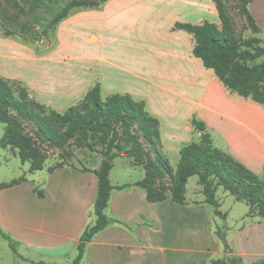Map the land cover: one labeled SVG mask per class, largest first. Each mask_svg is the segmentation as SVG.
I'll return each mask as SVG.
<instances>
[{"label": "crops", "instance_id": "crops-1", "mask_svg": "<svg viewBox=\"0 0 264 264\" xmlns=\"http://www.w3.org/2000/svg\"><path fill=\"white\" fill-rule=\"evenodd\" d=\"M247 10L264 38V0H248ZM203 22L220 24L212 0H107L98 9L73 11L48 41L34 43L27 57L5 55V50L27 51L28 46L0 33V77L22 83L38 103L60 115L95 84L102 100L119 94L143 101L159 123L161 151L172 165L178 164L182 147L199 140L191 124L196 120L204 124L215 147L264 180V107L231 94L192 56V36L174 29L176 23ZM4 60L16 68L27 65L31 75H10ZM1 150L5 161L7 150ZM18 161L16 175L0 177V183L24 178L0 190V229L30 262L72 263L80 236L95 222L94 171L102 159L86 169L63 165L34 172ZM143 177L142 168L131 159H114L109 174L114 189L104 211L110 223L86 244L80 264L264 260V226L247 216L248 208L222 212V247L213 235V209L200 190L188 192L184 204L169 196L151 202L136 185ZM122 185L127 187L115 189ZM2 241L7 242L0 236L3 247Z\"/></svg>", "mask_w": 264, "mask_h": 264}, {"label": "trees", "instance_id": "trees-1", "mask_svg": "<svg viewBox=\"0 0 264 264\" xmlns=\"http://www.w3.org/2000/svg\"><path fill=\"white\" fill-rule=\"evenodd\" d=\"M107 0H71L51 20L49 26L54 33L60 21L67 18L74 10L98 9ZM218 12L219 26L203 22L201 24L176 23L175 30H180L192 36L194 45L192 56L202 62L204 68L212 70L223 86L231 93L244 99H249L264 107V88L260 85L264 78V60L257 64L248 74H240L230 64H247L264 58V49L240 50L231 40V28L224 11L222 0H212ZM0 33L6 37L12 35L0 24ZM230 37V38H229ZM45 33L42 37H33L28 41L37 43L47 40ZM230 40V41H229ZM258 72V75H256ZM90 118V123L97 131L102 133V144L105 146L102 162L98 170L94 171L97 177V195L93 205L95 222L88 226L80 236L77 247L78 254L73 264L81 261L86 244L110 223L104 211L108 205L110 194L114 187L110 183L109 174L114 159L121 156L116 152L115 141L119 139V128L127 134L133 127L137 128L149 147L156 153V162L145 167L144 178L137 182V186L148 190V184L152 183L155 176L162 172L168 174L171 180V200L176 204H184L183 192L188 179L196 176L198 184L202 187L205 203L213 208L216 216L224 218L219 211L220 204L216 199L219 187L224 189L238 202H244L248 208V217H258L264 222V180L249 171L230 155L214 146L210 134L203 123L192 120L191 124L200 134L197 142L190 143L181 148L179 162L174 170L168 159L162 156L159 123L151 117L145 108L143 101H135L129 95H111L105 100L100 97V86L95 84L85 97L75 106L70 107L60 115L50 108L38 103L22 83L7 80L0 77V122L8 123L9 127L19 128L22 121L32 122L39 130H50L51 126L58 124L70 128L74 133L82 134L83 119ZM114 125V126H113ZM117 126L118 128L116 129ZM112 137L107 143V137ZM0 144L6 146L4 137ZM130 143H125L129 145ZM141 148L132 145L129 154ZM134 155V154H133ZM124 156V155H123ZM126 156V155H125ZM138 156V157H137ZM139 158L140 155H137ZM20 158L26 161L27 157L21 152ZM42 167L35 166L33 161L30 172L39 171ZM23 179L12 180L8 183H0V190L22 182ZM127 185L117 186L115 189L122 190ZM147 199L151 202L162 201L166 196H152L149 191ZM257 208V209H256ZM262 222V223H263ZM264 225V223H263ZM0 236L6 240L15 253L16 243L12 241L0 229ZM225 242V238H222ZM235 263V261H234ZM32 264H46L43 262ZM213 264H227L222 260L214 261ZM264 264V260L260 263Z\"/></svg>", "mask_w": 264, "mask_h": 264}, {"label": "rangeland", "instance_id": "rangeland-1", "mask_svg": "<svg viewBox=\"0 0 264 264\" xmlns=\"http://www.w3.org/2000/svg\"><path fill=\"white\" fill-rule=\"evenodd\" d=\"M70 1L71 0H0V24L5 30L12 33L9 37H11L13 41L20 43L24 42L23 44L28 46L27 51L19 52L17 49L11 48L5 50L3 53L15 57H23L24 55L27 57V55L33 53V46L35 44L24 40H30L33 37H42L45 33L48 38L42 41H48L53 34L49 26L51 20L59 13L60 9ZM168 1L174 3V0ZM222 2L231 28V41H229L235 44L240 50L255 49L257 47L264 49V38L261 36L260 27L247 10L248 0H222ZM167 12H169V8L165 6V13ZM42 46L44 47V44H42ZM263 60L264 58H261L256 62L235 65L230 64V66L241 75L248 74ZM4 61L9 62L10 68L7 73L10 75L26 76V78H28L32 73L27 65L22 64L16 68L15 65L10 63L11 60ZM256 75H258V72ZM259 86L264 88V78L261 80ZM115 127L116 129L118 128L117 126ZM82 128V134H78L74 133L70 128L58 124L51 126L50 130L44 129L41 131L29 121H22L19 128L9 127L8 123L0 122V140L4 137L5 142L8 143L6 146L0 144V153L2 152L1 149L7 150V159L4 161V159L0 157V177L9 179L12 175H16L18 173L17 167L20 164L18 160H20L22 164H28L29 169L32 161L35 166H40L42 169L46 168L48 170L63 165H70L83 169L94 167L96 163L102 159L101 152L105 147L102 144L103 136L102 133L92 126L90 118L85 117L83 119ZM118 131L121 135H119V139L115 141V145L117 146L116 152L121 154L120 157H127L132 160L134 165L142 168L145 176L144 169L146 166H150L153 162H156V153L149 147V144L144 140L142 134L137 131L136 127L131 128L127 134H124L120 128ZM111 137L112 135L110 133L107 137V143ZM125 143L130 144L125 145ZM133 143L134 145H139V147L141 146L139 150L135 147L134 155L129 154ZM21 152H24L27 157L26 161L21 160ZM137 155H140V157L136 158ZM162 156H164L163 153ZM170 165L174 170L176 169L177 164ZM120 168L121 166H118V168H116L117 171H119ZM20 178L24 180L23 177ZM148 187V190L140 188L146 193L149 191L154 197L164 195L172 198L171 190L173 187L171 185V180L169 175L164 172L155 176L152 183L148 184ZM198 190L202 192V187L198 184V178L196 176L189 178L183 192V203L187 201V198H190L187 197L188 192L196 194ZM217 191L216 199L220 204L219 211L221 213L225 212L230 207H234L237 213L247 210V206L244 202L233 201V196L231 197V195L221 187H219ZM209 208L213 209L211 206H209ZM212 217L214 239L223 247V245H226V242L222 239L225 238L226 228L223 225L221 217L216 216L214 212ZM91 218H94L93 209ZM220 222L221 225H219ZM228 222L230 223V221ZM259 222L262 225L264 223L262 220H259ZM2 242L3 247L0 245V264L34 263L21 257L17 252L16 245V251L14 253L7 242ZM234 261L238 263V260ZM68 264H73V262H69Z\"/></svg>", "mask_w": 264, "mask_h": 264}]
</instances>
